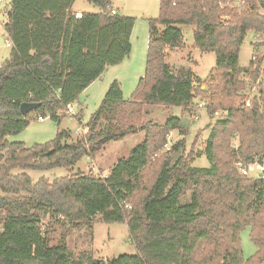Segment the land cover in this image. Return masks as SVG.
I'll list each match as a JSON object with an SVG mask.
<instances>
[{
  "label": "trees",
  "instance_id": "trees-1",
  "mask_svg": "<svg viewBox=\"0 0 264 264\" xmlns=\"http://www.w3.org/2000/svg\"><path fill=\"white\" fill-rule=\"evenodd\" d=\"M76 1L10 0L5 30L13 47L0 67V264H100L88 255L75 260L66 244L73 230L92 228L97 217L126 224L136 249L102 264H250L264 257V180L243 176L231 161L240 156L249 164L264 156V81L251 108L230 106L218 124L240 137L230 161L216 156V130L205 151L210 168H196L184 156L173 162L162 154L172 132L185 135L180 118L142 124L144 106L177 107L185 114L195 112V99L205 95L201 87L196 91L200 79L191 68L173 70L167 62L168 49L184 47L180 26L194 27L195 47L217 56L227 95L245 89L243 74L249 72L254 84L264 78V58L256 49L250 66H239L248 32L264 34V0H161L159 18L149 20L146 73L130 99L115 81L80 139L72 141L64 130L32 148L10 142L34 119L60 124L68 107L131 53L135 18L112 15V0H86L101 12L78 17ZM24 103L40 107L23 115ZM139 130L144 141L106 177L78 172L34 182L28 175L72 171L108 142ZM192 187L190 202L182 203ZM46 220L52 224L46 227ZM52 225L62 230L57 245H51ZM246 228L259 248L258 258L247 261L240 239Z\"/></svg>",
  "mask_w": 264,
  "mask_h": 264
},
{
  "label": "rangeland",
  "instance_id": "rangeland-1",
  "mask_svg": "<svg viewBox=\"0 0 264 264\" xmlns=\"http://www.w3.org/2000/svg\"><path fill=\"white\" fill-rule=\"evenodd\" d=\"M115 2L114 6L120 9L118 10L119 15H125L122 10L124 4L128 15H131L129 17L136 19L131 36V53L121 64L108 67L100 79L86 93L79 97L83 110L79 111V113L76 111L75 113H78V115L71 116L65 112L66 117L61 120L60 124L50 118H46L44 122L34 119L25 131L18 135L10 136V142H23L28 148H32L35 145L46 144L55 140L58 132L64 130H69L72 134V141H76L86 133L85 126L82 127V125L87 124L92 115L99 109L112 83L115 81L119 82L124 98L127 100L131 98L139 85L140 79L146 73L150 35L149 20L159 18L160 0H115ZM246 8V5H240L241 10ZM75 10L79 12L80 16L83 13L99 14L101 12L97 6L86 0H77ZM160 28L162 29V27ZM183 30L186 40L184 39V47L179 49V51L183 52L180 55L182 58L178 57L179 63L182 64L180 67L191 68L192 71H195L196 76L200 79L196 83V91L198 92V89L201 87L205 91V95L199 96L197 94L198 97L193 104L196 107V111L185 114L177 107L144 106L142 124L152 121L160 126L166 124L167 120L171 117L180 118L186 133L183 136L179 131L172 132L168 137V144L162 154H169L168 156L173 162L184 156L192 167L210 168L211 165L205 151L212 132L217 131L216 156L221 161H230V152L232 150L238 152L241 146L240 137L238 134H234L232 137V132L223 131L220 128L222 126L218 124L227 118L230 106L235 108H251L252 101L254 97L258 96L259 85L264 81V78L254 84L250 80L249 72L243 74L239 78L246 83L245 89L235 95H227L224 90L225 86L221 73L216 71L217 56L214 53H202L196 50L192 27L184 26ZM10 42L11 40L6 33L5 27L0 26V67L11 56L12 47L7 46ZM188 45H193V49ZM255 49L264 58V34L249 31L240 51L239 66L241 68H248L250 66ZM193 51L194 53L192 54ZM175 55L177 54L171 56L170 50H167L166 56L170 65L177 62L176 57H174ZM171 67L174 70L177 66L171 65ZM201 101H205L206 105L204 107H200ZM145 136L146 133L143 130H139L136 134H128L123 139L112 140L94 156L89 158L84 157L72 171L56 168L51 171H31L28 172V175L34 182L42 178L52 182L56 178L65 177L70 174L75 175L78 172L106 176L109 175L111 168L119 160L130 156L131 150L142 143ZM183 140L185 141L184 147L178 152H170L173 146H176ZM257 157L255 156L252 160ZM231 161L237 167L239 163L247 165L240 156L233 157ZM192 193L193 187L183 196L181 202H190ZM0 195H2L1 192ZM51 224L49 220H46L44 223L46 227ZM52 226L55 228L56 234L51 236V245H57L61 243L62 230L58 225ZM240 239L245 260L254 258L255 255L258 258L259 248L251 240L250 228H246L241 233ZM66 244L73 252L75 260L79 259L82 255H88L92 256L95 261H99L100 264L117 259L121 255L136 254L127 225L106 223L100 217L94 220L92 228H85L80 231L73 230L67 237ZM258 263L264 264L263 256L260 259L258 258V260L255 259L250 264Z\"/></svg>",
  "mask_w": 264,
  "mask_h": 264
},
{
  "label": "built area",
  "instance_id": "built-area-1",
  "mask_svg": "<svg viewBox=\"0 0 264 264\" xmlns=\"http://www.w3.org/2000/svg\"><path fill=\"white\" fill-rule=\"evenodd\" d=\"M10 0H0V26L5 27L8 21V12L10 10ZM112 15L116 16L118 15L117 10H112ZM80 17V15H78ZM8 47H13L12 42L7 44ZM205 101L200 102V107H204ZM67 114L74 116L75 112L71 108V106L68 107V110L66 111ZM50 118V117H47ZM41 122H44L46 118L40 117L38 119ZM239 169L243 176L251 178V179H263L264 180V156H259L256 159H254L252 162H250L247 165H241L239 163Z\"/></svg>",
  "mask_w": 264,
  "mask_h": 264
},
{
  "label": "crops",
  "instance_id": "crops-1",
  "mask_svg": "<svg viewBox=\"0 0 264 264\" xmlns=\"http://www.w3.org/2000/svg\"><path fill=\"white\" fill-rule=\"evenodd\" d=\"M112 2H113V7L115 8V10H117V13H118V15H119V12H118V10H120L119 8L117 9L115 6H114V4L116 3L115 2V0H112ZM160 5H161V0H160ZM75 6H76V3H75V5L73 6V11L76 13V14H78V15H80L79 14V12H77L76 10H75ZM122 10H123V12L125 13V15H123V16H131V15H128V11L126 10V6L123 4V7H122ZM159 14H160V12H159ZM119 16H121V15H119ZM191 27V26H190ZM180 28L182 29V31H183V33H184V26H180ZM194 27H192V31H193V34H194ZM184 39H185V36H184ZM186 40V39H185ZM131 41H132V39H131ZM185 44L187 45V43L185 42ZM188 46H191V49H193V45H188ZM170 50V49H169ZM196 50H198V51H200L199 49H197L196 48ZM191 51V50H190ZM201 52V51H200ZM170 53H171V56L172 55H174V54H177V55H175L174 57H176V59H177V62L176 63H174V64H171V65H176L177 67H175L174 69H178V68H180V66H182V64L181 63H179L180 62V60H179V56L183 53L181 50L179 51V49H174V50H170ZM194 53V51L192 52V54ZM173 57V58H174ZM181 58H182V56H180ZM168 62V61H167ZM183 63V62H182ZM170 65V64H169ZM170 65V66H171ZM193 72L195 73V71L193 70ZM143 77V76H142ZM100 79V78H99ZM98 79V80H99ZM97 80V81H98ZM97 81H95L87 90H85L82 94H84V93H86V91H88ZM81 94V95H82ZM71 108L74 110V112H78L79 113V111H82L83 110V106H82V104H81V102L79 101V99L74 103V104H72L71 105ZM78 113H75V115L74 116H76V115H78ZM86 124H83L82 125V127L83 126H85ZM80 129V128H79ZM79 129H78V131H79ZM8 140H9V138H8ZM106 176H108V175H106ZM106 176H104V177H106Z\"/></svg>",
  "mask_w": 264,
  "mask_h": 264
},
{
  "label": "water",
  "instance_id": "water-1",
  "mask_svg": "<svg viewBox=\"0 0 264 264\" xmlns=\"http://www.w3.org/2000/svg\"><path fill=\"white\" fill-rule=\"evenodd\" d=\"M39 107H40V104H37V103H24L21 106V112L23 115H27V114L37 110Z\"/></svg>",
  "mask_w": 264,
  "mask_h": 264
}]
</instances>
